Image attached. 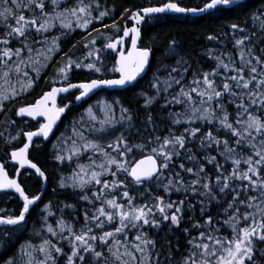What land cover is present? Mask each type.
I'll return each instance as SVG.
<instances>
[{"label": "snow or ice", "instance_id": "1", "mask_svg": "<svg viewBox=\"0 0 264 264\" xmlns=\"http://www.w3.org/2000/svg\"><path fill=\"white\" fill-rule=\"evenodd\" d=\"M100 8L99 0H75L71 6H62V0H2L0 22L5 23L7 31L0 36V80L3 81L0 85V111L4 110L5 101L32 88L35 83L32 74L35 73L38 77L41 68L47 67L53 54L60 51L61 36L49 37L46 33L59 27L61 35H65L79 28L88 31V36L91 37H86L83 43L89 49L86 55L73 59L65 53L63 63L55 69L56 77L50 81L53 85L51 90L45 92L35 103L21 106L17 111L19 116L46 119L38 130L23 133L27 143L10 153L11 159L17 161L20 168L27 166L34 169L45 181L48 179L45 171L29 159V148L33 137L47 139L62 114L71 107L73 101H68L63 106L57 105V97L61 93L76 90L78 95L74 97V101H81L97 90L133 84L145 72L152 54L150 47H137L141 35L140 25L154 19V14L205 13L211 10L222 12L234 9L244 11L247 5L238 4L237 0H206L202 7L193 8L181 6L179 0H165L158 6L138 7L134 12L125 9L124 16L134 21L135 26L125 27L122 36L106 37L109 42L103 49L96 47V43L104 34L100 29H90V26L94 21H103L111 14L112 9L99 10ZM25 12L29 15L26 16ZM249 19L254 26L264 30V8L257 9ZM9 20L14 21V24L8 23ZM103 27L120 31L116 22L112 25L104 24ZM228 27L234 37L240 34L235 39L239 66L237 59L230 53L213 55V50H209V55L217 62L216 67L207 72L193 71L192 80L185 84L184 79L190 65L178 52L177 41L171 40L168 55L179 57L176 59V67L164 65L167 73L164 78L153 74L150 88L154 90V95L140 93L144 98V108L148 111L162 92L166 93L178 86V92L167 100V104H179L184 108L183 112L169 113L172 126L188 125L179 134L170 126L166 136L152 134L151 139L131 142L135 113L125 107L120 99L97 101L85 109L79 120L73 121L72 136L62 137V146L55 159L60 162L72 161L74 157L79 159L91 150L93 153L99 152L103 160L97 163L89 157L88 164L78 163L70 177H61L59 185L61 188L68 187L70 181L72 188L81 190L89 185L100 186V191L94 192L92 197L86 194L81 197L93 204L98 200L100 206L94 208L91 216L87 211L84 212L85 224L77 232L63 217L55 227L48 222V218L55 215L49 202L44 206L47 215L42 217L43 228L35 233L41 235V242L33 244L30 240L25 241L13 255L4 260V264H60L61 258L65 264H160L161 253L154 251L157 241L144 229L146 226L148 229H160L163 222L179 227L185 215V201L151 196V189H145L153 202L136 204V197L128 190L129 178L132 186L153 184L162 186L169 193L183 191L201 197L198 201L199 211L206 218L203 223L198 221L193 224L198 235L188 240L190 247L187 254H180L179 260L171 259L172 246L167 244L169 255L165 259H171V264H255L253 255L256 243L264 242V49L257 54L252 34H248L246 27L236 23ZM92 32L97 35L92 36ZM130 33L134 34L131 51L125 53L119 50L117 65L111 69L120 74L119 78H104L105 64L101 53L106 49L118 50V46L123 45L124 38ZM34 36H41L43 39L37 40ZM207 38L220 39L215 35ZM13 41L19 46H11ZM37 44L40 45L39 48L34 47ZM76 69H87L101 75L73 83L70 74ZM13 74L18 87L11 83ZM57 83L61 86H55ZM226 97L231 98V103L235 104L234 115L227 110L224 102ZM117 110L119 117L116 115ZM195 121L207 122L209 125L218 122L220 129L225 130V138H222L219 129L202 131L201 126H192ZM145 123L152 126V133H155V122L150 111ZM117 125L125 131L120 132L106 146L91 138L95 134L116 130ZM19 135L17 133L11 139H17ZM229 135L231 143L226 138ZM190 140H198L199 147L207 153L218 150L217 155L223 157L225 162L231 161V170L226 172L217 156L203 154L202 159L197 157L191 149H187ZM108 149H112L117 155H113ZM134 149L143 155L142 159L135 160ZM181 150L187 151L185 159L193 162L194 167H186L181 162L178 164L180 171L174 172L175 158L182 155ZM130 156L133 157L132 160L129 159ZM207 164L213 165L212 175L206 169ZM166 172L170 174L168 177L165 176ZM181 173L190 174L194 179L186 181ZM109 175L113 177L111 180L107 179ZM120 175L124 179H120ZM19 176L17 171V178H9L5 164L0 163V190H14L23 201L18 214H0V225L12 226L14 231L25 228L30 206L36 205L43 195L41 192L29 196L21 186ZM164 180L167 182L164 183ZM121 189L119 197L111 194ZM223 197H230L224 201V215L227 218L222 221L223 225L231 229L230 236L219 234L220 227L217 225L221 222L215 220L210 210L213 202H219ZM64 207L72 208L74 205L66 204ZM196 207L188 202V208ZM93 224L99 232L94 230ZM106 225H112L111 230L105 231ZM45 229L51 237L57 238L56 242L50 237L42 236ZM14 231L3 232L2 235L11 240ZM59 241L67 242V252ZM105 249L110 256L105 255Z\"/></svg>", "mask_w": 264, "mask_h": 264}, {"label": "trees", "instance_id": "2", "mask_svg": "<svg viewBox=\"0 0 264 264\" xmlns=\"http://www.w3.org/2000/svg\"><path fill=\"white\" fill-rule=\"evenodd\" d=\"M74 2L75 0H62V6H71V3ZM163 2H165V0H99L101 5L99 10L108 8L112 9V12L109 16L105 17L103 21H94L93 25L90 26V29H100L104 34L97 39L96 47L103 49L104 45L109 42L106 37H119L123 34V29L125 27H131L133 25V22L128 19L127 16H124L125 9H131L134 12L138 7L158 6ZM179 2L182 6L194 8L198 6L202 7L206 0H179ZM239 4H246V10L237 11L234 9L222 12L214 10L201 16L184 14L156 15L154 16V19L149 20L147 23L142 25L141 46L150 47L152 49V61L147 75L140 79L136 85L130 88L119 91L103 90L88 101L83 102L81 105L71 107L68 113L63 117L52 138L48 142L38 140L33 145L32 150L30 151V157L37 163L41 170L45 171V174L48 177V185L41 201L29 212L26 218V226L22 231H14L12 226L0 228V264H4V260L13 255L17 251L19 245L25 241L30 240L33 244L41 242V235H36L35 233L43 228L44 221L42 217L47 215L44 211V206L49 202L52 204L51 211L55 215L50 216L48 218V222L55 227L57 221L63 217L68 223L74 226L77 232H79V229L85 224L84 212L87 211L89 216H91L94 208H98L100 206V201L98 200L93 204L81 198L85 194L92 197L94 192L100 191V186L98 185H89L87 188L81 190L79 188H72L70 186L71 182L69 181L68 187H60L59 181L61 177H70L74 170H68V162L64 163L55 159L56 154L62 146V137L72 136L73 121L79 120L80 115L85 112V109L89 105H93L97 101L120 99L125 107L132 109L135 113V127L132 129L131 135V142L133 143H139L151 139L152 134L166 136L168 134V128L172 126L169 113L184 111V108L179 104H167V100L170 99L175 92H178V86L170 89L166 93L162 92L160 97L157 99V102L154 103L148 110L151 112L155 122V133H152V126L145 123L148 111L144 108V98L140 95V93L147 92L149 95H154V90L150 88V84L153 80V74L156 73L161 78H164L167 75L164 70V65L176 67V59L179 57H172L168 55V46L171 40L177 41V44L179 45V48L177 49L178 52L190 65L189 72L184 79L185 84L192 80L193 71L197 73L207 72L216 67L217 62L209 55V50H213V55L230 53L237 59V66H239L238 49L235 46V39H238L240 34H237L234 37L231 29L228 27L233 23L240 24L242 27H246L249 30L248 34H252V43L255 45L257 54H260V50L264 49V30L259 29L258 26H254L249 17L257 9L264 8V0H245ZM0 7H2V0H0ZM50 8L51 5H49V10ZM24 14L26 16L29 15L28 12H25ZM94 14L96 13L94 12ZM122 16L123 19H121ZM113 22H116L119 25V32L116 28L103 27L104 24L112 25ZM8 23L14 24V21L9 20ZM6 31L7 28L5 23L0 22V36H2ZM45 35L49 37L61 36L59 42L60 51L53 54L47 67L41 68L38 77H36L35 73L32 74L33 79L35 80L32 88L16 96L12 100L4 102V110L0 111V160L8 158L11 150L23 146L25 143V136L23 133L28 130L35 129L39 124L19 118L17 115L19 107L35 103L38 98L51 89L53 85L50 81L56 77L55 69L63 63L65 53L72 56L73 59H76L83 58L89 50L83 46V43L86 37L89 39L91 37L88 36V31L84 29L77 28L75 31L61 35V30L57 27ZM96 35V32H92V36ZM210 35L218 36L220 39L209 40L207 37ZM34 38L37 40L43 39L41 36H34ZM73 45H75V47H73ZM11 46L18 47L19 44L13 41ZM34 47L39 48L40 45L37 44L34 45ZM101 58L105 64L103 76H106V78L117 76V72L111 71L112 67L116 66V57L113 53L106 49L101 53ZM221 71L223 72V70ZM100 75L101 74L99 73H92L87 69H76L70 74V80L71 82H80L86 81L90 78H98ZM11 83L18 87V85H16V78L14 74ZM217 83H219V79L217 80ZM2 84L3 81L0 80V85ZM4 87H7V85H4ZM76 95L77 92H73L67 96L64 99V104L68 101H74V97ZM224 102L228 112L234 115L236 108L235 104L231 103V98L226 97ZM116 115L119 117L118 110ZM197 125L201 126L202 131H207L209 128H213L214 130L219 129L222 138H225V130L220 129L218 122H213L212 125H209L207 122L195 121L192 126ZM187 126L188 125L185 123L183 125H174L172 127L176 133L179 134L183 131L184 127ZM137 129H139L138 134ZM122 131H125V129L117 125L116 130L109 131L105 134L95 135L99 137L100 140L98 141L101 143L106 140H114L115 137ZM17 133H20L18 138L11 139V137L17 136ZM125 134L129 135L128 132H125ZM226 138H229L231 143L232 138L230 135ZM213 148L215 149V145H213ZM187 149H191L192 152L201 159L203 154L217 156L220 163L224 165L226 172L231 170V161L225 162L223 157L217 155L218 150L207 153L204 149L199 147L198 140H190L187 145ZM133 151L136 153L135 160L143 157V155H141L136 149ZM181 151L182 155L175 158L176 164L173 166L174 172L180 171L178 164L181 162L185 163L186 167H194L193 162L185 159L188 154L187 151ZM245 151L247 152L248 150L245 149ZM114 154L117 155L116 152H114ZM79 159L83 162V159H86V156L81 155ZM129 159L132 160L133 157L130 156ZM9 168L11 173L14 174L15 167L9 166ZM206 169L208 170L209 175L213 174L214 169L212 164H207ZM181 174L184 176L186 181L194 179V177L190 174ZM169 175V173H165L166 177ZM112 178L113 177L110 175L107 177L109 180ZM120 179H124L123 175H120ZM20 181L25 189V192L29 196L39 194L43 189L41 177L30 170H24L21 173ZM166 182L167 180H164V183ZM145 189H151V196H163L166 200L171 201H185V215L179 227L171 225L169 222H163L160 229H148L147 226L144 229L145 231H148V234L152 239L157 241V246L154 251H159L161 253L159 257L160 264H171V259L179 260L180 254H187V249L190 247L188 240L192 236L198 235V231L192 227L193 224L198 221L203 223V220L206 218L203 217L199 211L198 201L201 197H196L183 191H173L169 193L166 192L162 186H155L153 184L132 186L129 178L128 190L131 195L136 197L134 203L143 204L146 202H153L149 198ZM121 191L122 189L111 194L119 197ZM228 199H230V197H223L221 201L213 202V205L210 206V210L215 220L221 222V224L217 226L220 227L219 234L223 236L231 235V229H229L227 225L222 224V221L227 218V216L224 215V201ZM189 201L197 207L195 209L188 208ZM22 204L23 203L20 199L13 194H0V210H3L0 211V214H18L22 208ZM66 204L74 205V207L66 208L64 207ZM241 210L243 211V208ZM157 216L159 217L158 213ZM92 226L95 231L99 232V230L95 229L94 224ZM111 228L112 225H106L104 230H111ZM185 229H188L189 231L185 232ZM9 231H14L11 240L2 235L3 232ZM134 232L135 229L132 230V233ZM132 233L129 234V239L132 238ZM65 235H67V232H65ZM42 236L50 237L54 242L57 240L56 237H51V234L47 233L46 229L42 232ZM59 243L60 246L64 248L65 252L69 250L66 241H59ZM97 243L99 244V242ZM169 243L172 246V256L171 259L166 260L165 257L169 255L167 247V244ZM255 248L256 250H254L253 255L255 264H264V242H257ZM98 250L100 249L98 248ZM105 255L110 256V253H107L106 249ZM60 264H65L63 258H61Z\"/></svg>", "mask_w": 264, "mask_h": 264}, {"label": "water", "instance_id": "3", "mask_svg": "<svg viewBox=\"0 0 264 264\" xmlns=\"http://www.w3.org/2000/svg\"><path fill=\"white\" fill-rule=\"evenodd\" d=\"M245 0H237V3L239 4V3H242V2H244ZM182 6V5H181ZM185 7V6H184ZM212 11H214V10H211L210 12H212ZM209 12H205V13H174V12H167V13H158V14H154V16H156V15H176V14H184V15H191V16H201V15H205V14H208ZM133 26H135V22L133 21ZM132 26V27H133ZM142 28V25H140V29ZM133 35L134 34H132V33H130L129 34V36L128 37H125L124 38V43H123V45H121V50H123L125 53H127L128 51H131V40H132V38H133ZM131 39L130 40V45H129V48H128V50L126 51V40L127 39ZM141 40H142V33H141V35H140V38L138 39V41H137V47L138 48H143V47H141ZM108 50H110V51H113V50H111V49H108ZM114 52V54H116L117 55V61H118V59H119V54H118V52H119V46H118V50H116V51H113ZM151 61H152V54H151V56H150V58H149V65H148V67L146 68V70H145V72L144 73H142L138 78H137V80L135 81V82H133V84H130V85H127V86H125V87H108V88H105V89H103V90H109V91H115V90H124V89H127V88H130V87H132V86H134V85H136L137 84V82L140 80V79H142L143 77H145L146 75H147V73H148V71H149V68H150V65H151ZM119 73H118V77H114V78H119ZM109 79H113V78H109ZM59 86H61V85H57V87H59ZM51 90V89H50ZM50 90H48V91H50ZM103 90H97L96 91V93L95 94H91L90 95V97H88V98H85V99H83V100H81V101H74L73 103H72V105H71V107H73V106H79V105H81L83 102H86V101H88L89 99H91L93 96H95L97 93H99L100 91H103ZM73 92H76V90H71L69 93H61L58 97H57V105L59 106V101L62 99V97H66V96H68L69 94H71V93H73ZM42 97V96H41ZM40 97V98H41ZM39 98V99H40ZM38 99V100H39ZM31 105V104H30ZM70 107V108H71ZM70 108L68 109V110H66V112L64 113V114H62V116H61V118H60V120H58L57 121V123H56V125H55V127L53 128V131H52V133L47 137V139H45V138H43V137H33V143H32V146H30V148H29V159H31L30 158V151L32 150V147H33V145H34V143L37 141V140H42V141H44V142H48L51 138H52V136L54 135V133H55V131L57 130V128L59 127V125H60V123H61V121H62V119H63V117L68 113V111L70 110ZM18 117L19 118H23V119H28V120H31V121H34V122H38L39 120H42L43 121V123H45L46 122V119L44 118V117H35V118H33V117H29V116H27V115H24V116H19L18 115ZM42 123V124H43ZM39 128V127H38ZM38 128L37 129H35V130H32V131H36V130H38ZM28 132V131H27ZM25 139H26V142L25 143H27V138H26V136H25ZM23 147V146H22ZM21 148V147H20ZM19 149V148H18ZM18 149H16V150H18ZM14 151V150H13ZM12 152V151H11ZM10 152V153H11ZM143 158V157H142ZM142 158H140V159H142ZM139 160V159H138ZM33 163H35L34 161H32ZM0 163H4L5 164V169H6V171H7V173H8V176H9V178H17L16 177V174L14 175V177H11L10 176V173H9V171H8V169H7V166L8 165H15V166H18V169H17V171L21 174L22 173V171L23 170H31V171H33V172H35V170L34 169H31V168H28L27 166H25L24 168H20V166H19V163L17 162V161H14V160H12L11 159V157L7 160V161H4V162H0ZM39 167V166H38ZM36 173V172H35ZM37 174V173H36ZM38 175V174H37ZM39 176V175H38ZM19 181H20V176H19ZM42 181H43V189H42V193L44 194V192H45V190H46V188H47V185H48V180L47 181H45V180H43L42 179ZM21 183V182H20ZM21 186H22V184H21ZM23 187V186H22ZM0 193H13V194H15L16 196H18L19 198H20V200L22 201V198L19 196V194L18 193H16L14 190H11V189H9V190H0ZM43 196V195H42ZM41 199H42V197H41ZM41 201V200H40ZM40 201H38L37 202V204L40 202ZM23 202V201H22ZM36 204V205H37ZM35 205H33V206H30V211H31V209L34 207ZM29 211V212H30ZM0 227H6V226H2V225H0Z\"/></svg>", "mask_w": 264, "mask_h": 264}, {"label": "rangeland", "instance_id": "4", "mask_svg": "<svg viewBox=\"0 0 264 264\" xmlns=\"http://www.w3.org/2000/svg\"><path fill=\"white\" fill-rule=\"evenodd\" d=\"M104 78H106V76H104ZM91 138L100 140L97 135H94ZM112 140L113 139L103 141V142H101V144L106 146ZM108 150L110 152H112L113 155H115L114 154V151L112 149H108ZM83 156H86V159H83V162H81L80 159H76L75 157L73 158L72 161L65 160L64 163H67L68 162V170H76L78 163H80V164H88L89 163V157H92L93 159H95L97 163H100L103 160V157L100 156L99 152L93 153L91 150H89L88 152H85L83 154Z\"/></svg>", "mask_w": 264, "mask_h": 264}]
</instances>
